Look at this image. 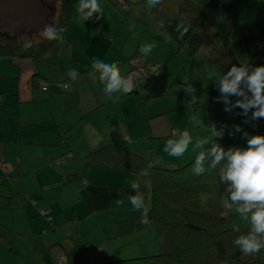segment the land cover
Returning <instances> with one entry per match:
<instances>
[{
	"label": "rangeland",
	"instance_id": "obj_1",
	"mask_svg": "<svg viewBox=\"0 0 264 264\" xmlns=\"http://www.w3.org/2000/svg\"><path fill=\"white\" fill-rule=\"evenodd\" d=\"M193 1L204 3L208 8L211 23L225 26L231 39H235L244 33L257 31L260 24L259 17L262 13L261 7L264 5V0ZM144 2L147 4V0ZM99 3L103 9L102 17L96 19V14H94L89 20L83 21L78 12L79 0H76L72 16L62 27L64 31L60 33L61 37L57 40L59 44L63 37L66 36V33L70 31V36L80 39L85 44L79 45V48L73 47L72 50L70 49V45L65 42H61L57 47L59 51H57L56 55H60L57 58L59 61L58 65H63V68L67 72L66 78L71 82L69 93H65L60 100L55 101L56 106L61 111H49L46 105L51 103V101L47 103V100L40 98V96L50 98L48 96L50 91H41L35 81L34 86L29 84L35 96L29 97L28 103H21L20 107H18V113H12L14 109L9 106L8 112L6 114L3 113V116H1L5 124L0 125V128L12 124L20 125L22 129L26 128V131H22L23 135L18 132L15 142L11 139H7L4 142L6 149L13 152L15 144H17L18 149L25 150L26 152L21 155L24 159L22 166H29L26 161L30 157L33 161L30 165L33 164L35 168L31 173L32 176L29 178L40 187L47 185L50 188L45 190L44 193L53 201V205L54 203L62 204L64 208L61 212L65 214L66 220L80 223L79 233H76V236L81 238L75 240L77 244L79 242L82 243L79 251L91 249L97 253L99 249L92 246L91 240H96V243L98 241L100 246L105 241L110 240L111 245V242L115 241L113 249L119 247L117 257L143 254L141 250L145 249V246L147 254H153L159 251L153 222H149L140 230L132 233L120 236L116 234L114 238H107L111 237L110 234H114L115 230H117V224L112 223L110 220L117 221L133 216L134 209L130 202L124 200V203L121 205L116 200L112 202L109 208L89 212L86 205L80 202L79 195L82 185L79 178L70 179L68 171H63V168L71 169L72 172L79 170L80 175L83 170H86L88 174L91 173L95 169V166L93 164L90 165V162L88 163L91 160L88 149L101 143L102 134L108 133L112 129H114L112 134H119L118 137L122 136L125 130H131V133L135 132L134 129L140 128L138 120L142 113H144V109L148 110V116L151 118L149 120L153 122V125L162 127L165 126V122L173 123L174 125L172 126L179 128L178 132L189 131L193 138V143L198 139L210 136V132L208 131L209 125L216 123L218 118L224 114L226 116L222 118L225 122L223 126V133L225 134H227L228 130H232L231 132H233L236 125H239L243 129L247 123H244L245 117L242 114V109L237 107L225 111L226 104L217 83L222 74L216 68L215 61L212 58L190 57L182 51L174 52L170 47L171 41L169 39L170 42L155 37L159 34V23L161 22V17L157 13V6L149 8L146 5L143 11H141L139 9L140 0H133L131 5L127 7L121 5L120 0H99ZM57 8L58 0H0V32L13 35L19 40L26 42L41 40L44 37L40 33L46 25L56 26ZM142 22H145L152 29H144ZM148 44L153 45V48L145 58L148 61L149 71H153V74L144 78L146 70L138 66L136 64L137 61H134L136 64L134 69L136 70H134V74L131 76L137 82L138 93L131 92L120 98V93L114 92L111 94V98L118 99L108 101L110 98L107 97L104 91L105 82L99 79V72H96L92 68L93 58L90 53H95L97 59L105 62H113L112 60L116 59V57H125L126 59L122 62L124 68H127V66L130 67L132 64L127 58L132 54L140 55V48ZM84 46L87 47V52L84 50ZM50 51L46 52L43 57L48 56ZM202 53V55L206 54L207 49L203 48ZM130 59L133 60V58ZM34 63V60L30 57L0 56V115L6 107V100L10 101L11 98L16 96L15 91L18 86L17 76L21 88L25 89L27 76L33 69ZM41 63H38V70L46 74L50 79L63 78L66 74L59 66L53 68L49 62L47 65ZM26 66L28 67L27 70H25ZM72 70H75V75L77 76L74 81L69 76V72ZM91 74H95L96 79H93ZM154 74L156 76H152ZM53 80V83H55L56 80ZM73 82L76 83L77 87L73 85ZM188 84H192L195 87L196 92L194 94L185 93L184 87H187ZM75 89L79 90L82 98L77 99L71 94L72 90L75 92ZM90 89L94 90L96 95H99L97 98L99 102H105L104 97H107L106 101L108 102L101 108L100 106L97 107L100 108L99 111L89 110L92 104L89 94ZM147 94H151V98L142 102L143 96ZM61 95L62 91L54 92L51 99L55 100ZM237 99H239L238 96L232 94L228 96L230 103H234ZM212 105L214 107H211ZM82 106H86L87 110L80 113L79 108ZM62 111H66V113L62 114ZM159 111L166 112L167 117L164 114L161 119L157 118ZM234 111H239V113H235ZM19 115L25 118V125L20 124ZM50 122L53 124L60 123L64 129L62 130L63 134H67V132L69 133L73 130L69 137H60V146H58L62 150L60 153L68 154V151H73L78 154H75L73 157L68 156L62 160H60L61 155L52 156L50 154L51 147H54L50 144L56 143L59 135V130L57 129L49 130L41 128ZM253 125L263 129L264 118L257 119ZM69 127L72 128L67 131L66 129ZM199 127H202L203 133L199 131ZM154 129L156 130L155 127ZM175 132L177 131L171 130V133ZM179 134H172L170 138L151 139L149 145L153 147V156L156 157V154H159L163 158L168 159H186L190 157L195 152L192 150L191 144L188 151L182 157H171L163 151L167 141L172 138L179 139ZM28 139H32L34 144L27 143L26 140ZM123 144L133 149H141V142L133 141L131 145L128 142ZM27 146L30 147L26 148ZM80 148H86L81 156L79 155ZM97 169L104 170V174L98 177L95 176V181H92V184L130 187L132 180L127 172L112 168L111 166L99 167ZM107 170H113L114 175L111 176L110 173L112 172ZM33 176H35L34 179ZM25 177L21 176L17 178L18 183ZM89 178L90 180L93 179L92 175ZM144 184L147 185L148 181H145ZM0 185L3 187L1 183ZM23 185H29L27 179L24 180ZM59 186L63 187L62 192ZM70 188H73V193H70ZM5 196L7 195L0 192V206L6 203L7 198ZM11 210L16 213L15 216L11 213ZM11 210L4 212L3 217L6 220L2 218L0 221V230L5 228V233L2 234L13 238L10 231L6 228H9L8 224L16 222L17 218L15 217H19L18 224L14 223L15 229L27 230V225L24 217L21 216L23 219L19 220L20 215L17 211L14 208ZM35 220L36 218H34ZM15 229H11V232L14 233ZM133 245L137 247L136 252H133L135 251L133 249H127V246ZM4 246L5 244L0 241V264L2 263L3 255L8 254L11 257V253L8 252L9 245L8 248H4ZM5 249L6 252L4 253ZM5 258L8 259L6 256Z\"/></svg>",
	"mask_w": 264,
	"mask_h": 264
},
{
	"label": "trees",
	"instance_id": "obj_2",
	"mask_svg": "<svg viewBox=\"0 0 264 264\" xmlns=\"http://www.w3.org/2000/svg\"><path fill=\"white\" fill-rule=\"evenodd\" d=\"M75 1L58 0L55 27L62 28L70 20ZM261 11L257 31L231 39L225 26L211 23L208 8L204 3L193 0H161L157 5L161 22L159 34L155 37L163 41L170 40V47L174 52L182 51L190 57L212 58L222 75L232 65L249 63L252 67L261 66L264 65V5ZM177 23L188 27V32L183 38H178L179 33L175 31ZM57 42L43 38L32 42L33 46L24 50L26 41L0 32V56L30 57L37 61L46 52L53 50ZM203 48L207 49L204 55ZM146 59L144 56L145 61L141 67L149 76L153 71H149ZM49 87L51 86L47 84L46 89ZM151 96L146 95L143 98ZM248 116H251V110ZM255 121L250 120L241 132L234 130L233 135L229 134L227 138L216 139L214 142L225 150L230 147L247 148L248 137L264 136V128L255 127ZM244 132L248 134L247 137L243 136ZM210 146L209 144L191 158L177 163L154 157L150 145L133 149L117 143H107L89 152L90 163L127 172L132 182L140 185V190L137 193L131 187L85 183L80 190V202L86 205L89 212H95L109 208L112 201L127 200L129 195H142L149 210V222L154 223L159 246V251L153 254H147L146 251L129 257L115 256L97 264H264V249L259 253L246 255L233 243L239 235L248 234L250 225L238 213L222 206L226 187L219 179V168L222 165L200 176L192 174L198 152L207 150ZM205 166L207 167V161ZM145 168L149 169L148 175H140L141 170ZM145 181H148L147 185L144 184ZM140 217L141 212L134 210L132 217L116 222L117 229L123 234L140 230L146 226L140 223ZM234 226H239L240 231H233ZM67 240H70L71 249L77 250L75 241H71L69 237ZM55 245L62 248L65 246L61 242ZM83 250L79 252L83 253ZM63 254L57 255V259Z\"/></svg>",
	"mask_w": 264,
	"mask_h": 264
},
{
	"label": "crops",
	"instance_id": "obj_3",
	"mask_svg": "<svg viewBox=\"0 0 264 264\" xmlns=\"http://www.w3.org/2000/svg\"><path fill=\"white\" fill-rule=\"evenodd\" d=\"M131 1V2H129ZM141 3L139 4V9H141V11H143V9L146 7V3L144 1L146 0H140ZM133 2V0H120V4L123 5L124 7L131 5V3ZM160 17V16H159ZM160 24V23H159ZM142 25L144 26V29H149L150 26H148L145 22H142ZM154 28H156V26H154ZM152 29V28H150ZM61 37V36H60ZM61 42H65L66 44L70 45V49L72 50L73 47L79 48V45H85L83 44V42L80 39H75L73 36H70V31H68V33H66V36L63 37ZM59 43V44H60ZM58 42L56 47L53 49V51L49 52L48 56H44L41 59L34 61V66L33 69L29 72L27 79H26V87L25 89L21 88V84L20 81H18V76H17V90L16 92V96L11 98L10 101H7L6 107L3 109V111L1 112L0 115V125L5 124L3 118L1 116H3V113H7L9 106L12 107L14 110L12 113H18V107H20V104L23 102H29V97H33L35 96L32 87L29 86V84L34 86V82L35 79L38 77L41 78H45L46 80H49V82H51V87L49 90V97L50 98H46L44 96H40V98L47 100V103L49 101H51V103H48L46 106H48L49 111H53V112H57V111H61L60 108H58L56 106L55 101L56 100H60L65 93H69L68 91L71 88V82L68 81L67 77V72L65 71V69L63 68V65L60 64L58 65L59 61L57 58L60 57L56 55V53H58L57 51H59L57 49L58 47ZM86 46H84V50L87 52L86 50ZM115 50H117L115 48ZM90 53V52H89ZM92 58H96V54L95 53H90ZM134 54H132L130 57H128V61L131 64L130 67L127 66V68H124V64H123V60H125L126 58H120V57H116V59H113L112 61L116 62L119 69H120V73L121 76L124 77L126 75H128L136 66V64L138 66L141 67V65L144 63V56H141V54H137V56H133ZM142 59H141V58ZM130 58H133V60H131ZM60 60V59H59ZM147 60V59H146ZM134 61H137L136 64L134 63ZM42 62V63H41ZM49 62L50 65H52L53 68H57L59 66V68L63 71L66 72L65 76L63 78H48L46 76V74H44L43 72L38 70V63L47 65ZM27 66L25 67V70H27ZM53 79H55L57 82L58 81H67L69 88L67 90H61L59 89L55 83H53ZM73 85L76 86V83L73 82ZM38 87V86H37ZM56 87V88H54ZM77 87V86H76ZM39 88V87H38ZM40 89V88H39ZM41 90V89H40ZM59 90V91H58ZM44 92V90H41ZM62 91V95L58 98H56L55 100L51 99L52 98V93L54 92H61ZM46 92V91H45ZM120 93V98L124 97L123 95H126L128 93ZM131 93V92H129ZM138 93V92H137ZM71 94L73 96H75V98L80 99L82 98V95L79 94V90L75 89V92H71ZM90 94V98H91V107L89 108V110H97L99 111V109L108 101H112L114 99H118V98H111V94L106 93L107 97L110 98V100L106 101L107 97H104V101L105 102H99V100H97L99 95H96L95 91L90 89L89 91ZM147 95H151V94H147ZM146 96V95H145ZM150 98L147 99H143L142 102H145L147 100H149ZM5 104V103H4ZM100 108H97L99 107ZM211 107H214V105H212ZM96 108V109H95ZM86 106H82L81 108H79L80 113L85 112ZM156 111V110H155ZM235 113H239L238 111H234ZM66 113V111H62V114ZM167 117V113L165 112H158L157 115L159 119H161L163 116ZM149 112L148 110L144 109V113H142V115L140 116V119L138 120L139 124H140V128L139 129H134L135 132L131 133L130 131L125 130V132L122 134V136L118 137L119 134H112V131H114V129L110 130L108 133H103L102 135V140L101 143L95 145L94 147H91L88 149V151H93L94 149L107 144V143H117V144H121L124 146L123 143H127L131 145V143L133 141H137L138 143L141 142V148L145 145H149V141L151 139H161V138H170V135H175V134H179L180 131L178 132V129L176 126H172L174 125L173 123H167L165 122V126L162 127H158L157 125H153V122H151L149 119H151L149 116ZM230 115V114H229ZM226 116V114L222 115L221 117L218 118L217 122L219 120H222L224 117ZM20 119V124L25 125V118L21 117L20 115L18 116ZM87 117V116H86ZM225 118V117H224ZM125 119H127L125 117ZM212 123V122H211ZM126 124V123H124ZM215 124V128L217 131H220V129L222 127H216V123ZM74 127V126H72ZM69 127L66 130L68 131V129L72 128ZM154 127L156 128V130L154 129ZM33 128V127H31ZM41 128H46V129H57L59 130V135L57 138V142L54 144H50L54 147H51V152L50 154L52 156H56V155H61L60 160H62L63 158L66 159L68 156L69 157H73L75 154H78L76 152L73 151H68V154L65 153L63 154V152L60 153L61 147L60 146V137H64L65 136H70L72 131L71 130L69 133L67 132V134H63L62 130H64L61 127L60 123H55L53 124L52 122L44 125ZM26 131V128L24 127L23 129L21 128L20 125H8L4 128H0V183L3 185V187H0V192L6 194L7 196H5V198H7V201L4 205L0 206V221L2 220V218L4 220H6L3 217L4 212H7L8 210H11L12 208H14V210L17 211V213L20 215V219L24 217L25 221H26V225H27V230H20V228L15 229V224H18V218L19 217H15L16 222L14 221V223H10L8 224L9 228L8 231H10V233L12 234L13 238H10L9 236H7L6 234H2L5 233L4 229L0 230V241L2 243L5 244L4 248H8V252L11 253V257L7 254L5 255L6 257H8V259L5 258V256L3 255V260L1 264H97L99 262L102 261H106L107 259L113 258L115 256H118L119 253V247H117L116 249H113L115 247V241L111 242L112 245L110 244V240H107L104 242V244L102 246H100L98 244V241L96 243V240H91V244L94 248H98L99 252H95V250H91L88 249V251L83 250V253H80L78 248L82 245L81 242H79L78 248L77 250L71 249L70 246V240H67V238L69 237L71 239V241H75L77 238V234L79 233V229H80V223H78L77 221H68L66 220L65 214H62L63 212H61L63 210V206L61 203H54V205L52 204L53 201H51L46 194L44 193L45 190L50 189L47 185L45 186H38V184L36 182H34L32 179H30L29 177H31V173L34 171V167L33 164L30 165V163H33V161L30 159V157L28 158V160L26 161L27 164L29 166L27 167H23L22 166V162L24 161L23 157L21 156L24 152H26L25 150H21L18 149V145L15 144L14 150L13 152L8 151L6 149V146L4 144V142L7 139H11L12 141H16V137L18 135V132L23 135L22 131ZM142 130V131H141ZM171 130H176L177 132L175 133H171ZM199 131H201L203 133V129L202 127H199ZM232 130H228L227 134L223 133L222 137H212L213 141H216V139H225L229 136V133ZM149 133V136H148ZM62 134V135H61ZM154 134V135H153ZM206 137H209L206 136ZM204 137V138H206ZM172 138V136H171ZM203 138V139H204ZM175 139V138H172ZM127 140V141H126ZM27 143H33L34 141L32 139H28L26 140ZM66 143V142H65ZM142 143H148V144H142ZM156 144V142H155ZM209 144H206V146H208ZM151 146V145H150ZM30 146H27L26 148H28ZM58 147V148H57ZM129 147V146H128ZM135 148V147H134ZM86 148H80V153L79 155L81 156L83 154V151H85ZM153 150V147H152ZM198 151V150H197ZM195 151L190 157L186 158L189 159L191 158L193 155H195V153L197 152ZM28 157V156H25ZM157 158H163V156L156 154ZM167 160V161H171V162H181L183 160H186L185 158H176V159H168V158H163L162 160ZM59 160V159H58ZM55 161V160H53ZM61 162V161H60ZM89 163V162H88ZM90 165H92L93 163H89ZM95 169L91 172V173H87L86 170L82 171V174L80 175V171H76V172H72L71 169H67V168H63V171H68L69 176L72 178H79L80 184L83 186L85 183L90 182V184H92V181H95V176H101L104 174V170H99L97 168L99 167H106L103 165H95ZM73 167V166H71ZM109 171V170H107ZM6 172V173H5ZM109 172L111 176L114 175V171L110 170ZM5 173V174H4ZM7 174V175H6ZM117 174V173H115ZM92 175V178L90 180V178L88 179V177H90ZM21 176H26L20 183H18L17 178L21 177ZM35 176H33L34 179ZM28 180L29 185H23L24 180ZM89 184V183H88ZM60 191L62 192L63 187L59 186ZM70 193H73V188L69 189ZM10 194V195H9ZM80 197V195H79ZM116 201V200H115ZM114 202V201H112ZM11 205V206H10ZM41 209V210H40ZM96 212V211H95ZM9 213V212H8ZM11 213H13V215L15 216V212L13 210H11ZM10 214V213H9ZM34 218H36V220L34 221ZM113 219V218H110ZM127 219V218H126ZM121 220H124L121 219ZM121 220H117V221H121ZM112 223H116L117 221H113L110 220ZM1 226V225H0ZM118 227V225H117ZM11 229H15V232L12 233ZM53 229V230H52ZM125 229V228H124ZM121 230H115L114 234H110L111 237H107V238H114V235L118 234V236L122 235L123 233H120ZM127 234V233H126ZM81 238V237H80ZM12 239V240H11ZM102 239V238H100ZM80 241V240H79ZM61 242L63 243L65 246L64 248L56 246L55 243ZM10 243V244H9ZM95 244V246H94ZM7 246V247H6ZM127 249H133L136 252L137 247L136 246H127ZM139 251V250H138ZM142 253H145L147 251L146 246L145 249L141 250ZM6 252V249L4 250V253ZM64 253V254H63ZM129 253V252H126ZM59 254H63L59 258V260L57 259V255ZM80 256H82L83 258H81ZM97 256H99L97 258ZM124 256V255H122ZM85 258V259H84ZM87 259V260H86ZM58 260V261H57ZM62 260H64L63 262H61ZM84 260V261H83ZM88 262V263H86Z\"/></svg>",
	"mask_w": 264,
	"mask_h": 264
},
{
	"label": "clouds",
	"instance_id": "obj_4",
	"mask_svg": "<svg viewBox=\"0 0 264 264\" xmlns=\"http://www.w3.org/2000/svg\"><path fill=\"white\" fill-rule=\"evenodd\" d=\"M161 3V0H147L149 8H154ZM79 15L83 21L89 20L96 14V19L102 17L103 9L99 0H79ZM64 31L53 25H46L40 35L45 39L58 40L60 33ZM175 31L179 33L178 38L188 32V27L182 23H177ZM32 42L25 43L24 50L31 48ZM153 45L148 44L140 48L142 56H148L152 51ZM92 68L99 72V79L105 82L104 91L108 94L114 92L129 93L133 90L130 81L121 76L120 69L115 62H105L93 58ZM75 70L69 72V76L74 81L77 76ZM96 79L95 74H91ZM219 90L223 94V100L226 104L225 111L231 108H240L245 117L244 123L250 120L264 118V65L252 67L249 63L232 65L230 69L222 75L217 81ZM244 85V87H241ZM187 94H194L195 87L188 84L184 87ZM251 93L249 96L248 93ZM229 94L243 97L237 99L234 103L228 100ZM251 110V116H248ZM235 132H241L239 125L234 126ZM210 136L204 139H198L193 143V138L189 131H183L179 134V139H169L163 148V151L171 157H182L192 145V150L204 149L206 144L211 146L207 150L199 151L192 174L200 176L206 172L219 168L220 183L226 185L224 188V198L222 206L239 214V216L248 221L250 228L247 235H239L234 241V245L244 254L253 255L264 249V136L254 135L247 138V148L230 147L225 150L220 144L214 142L212 137H222L223 127L217 131L214 124L208 127ZM233 135V132L229 133ZM244 132L243 136L247 137ZM207 161V167L205 162ZM148 168L141 170L140 175H148ZM131 189L139 193L140 185L133 181L130 184ZM127 200L132 208L141 212L140 223L147 225L148 208L142 195H129ZM118 204H123L124 199H118ZM233 231L239 232V226H234Z\"/></svg>",
	"mask_w": 264,
	"mask_h": 264
},
{
	"label": "built area",
	"instance_id": "obj_5",
	"mask_svg": "<svg viewBox=\"0 0 264 264\" xmlns=\"http://www.w3.org/2000/svg\"><path fill=\"white\" fill-rule=\"evenodd\" d=\"M134 70H136V69H133L128 75H126V76H124L123 78H125V80H127V81H130L131 83H132V85H133V82H135V80L134 79H132V74H134ZM140 72V71H139ZM141 73V72H140ZM142 74V73H141ZM144 75V74H143ZM142 75V76H143ZM145 76H146V72H145ZM35 81H36V83H37V85L40 87V89L41 90H44V91H47L48 89H46V86H47V84H49L50 86H51V82H49L48 81V83H46L45 81V79H42V78H40V77H38V78H36L35 79ZM135 83H137V82H135ZM56 85L59 87V89H61V90H67L68 89V84H67V82H57L56 83ZM225 125V122H224V120H219L218 122H216V127H223ZM58 162H60V161H58Z\"/></svg>",
	"mask_w": 264,
	"mask_h": 264
},
{
	"label": "water",
	"instance_id": "obj_6",
	"mask_svg": "<svg viewBox=\"0 0 264 264\" xmlns=\"http://www.w3.org/2000/svg\"><path fill=\"white\" fill-rule=\"evenodd\" d=\"M136 85L137 84L135 82H133V90H132L133 93H137L138 92Z\"/></svg>",
	"mask_w": 264,
	"mask_h": 264
},
{
	"label": "bare ground",
	"instance_id": "obj_7",
	"mask_svg": "<svg viewBox=\"0 0 264 264\" xmlns=\"http://www.w3.org/2000/svg\"><path fill=\"white\" fill-rule=\"evenodd\" d=\"M46 88H47V86H46ZM89 158V157H88ZM88 158H87V160H88ZM89 162V161H88ZM81 258H83L82 256H80ZM59 258V257H58ZM62 258V257H61ZM85 259V258H84ZM87 260V259H86ZM58 261V260H57ZM84 261V260H83ZM86 263H88V262H86Z\"/></svg>",
	"mask_w": 264,
	"mask_h": 264
},
{
	"label": "flooded vegetation",
	"instance_id": "obj_8",
	"mask_svg": "<svg viewBox=\"0 0 264 264\" xmlns=\"http://www.w3.org/2000/svg\"><path fill=\"white\" fill-rule=\"evenodd\" d=\"M145 77H147V75H146V76H144V78H145Z\"/></svg>",
	"mask_w": 264,
	"mask_h": 264
}]
</instances>
